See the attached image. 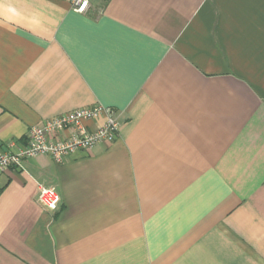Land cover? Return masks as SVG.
Segmentation results:
<instances>
[{
  "label": "crops",
  "instance_id": "1",
  "mask_svg": "<svg viewBox=\"0 0 264 264\" xmlns=\"http://www.w3.org/2000/svg\"><path fill=\"white\" fill-rule=\"evenodd\" d=\"M96 104L114 141L0 173V264H264V0H0V150Z\"/></svg>",
  "mask_w": 264,
  "mask_h": 264
},
{
  "label": "built area",
  "instance_id": "2",
  "mask_svg": "<svg viewBox=\"0 0 264 264\" xmlns=\"http://www.w3.org/2000/svg\"><path fill=\"white\" fill-rule=\"evenodd\" d=\"M78 13H87L92 0H66ZM102 124L89 129L86 121H99ZM120 123L116 111L111 107L96 104L77 108L55 117L48 118L30 127L24 145L9 143L0 150V173L10 168L22 169L26 160L38 155H48L55 162H63L76 151H90L100 142L114 141L118 136ZM38 202L48 211L58 210L62 197L55 186L39 184Z\"/></svg>",
  "mask_w": 264,
  "mask_h": 264
}]
</instances>
